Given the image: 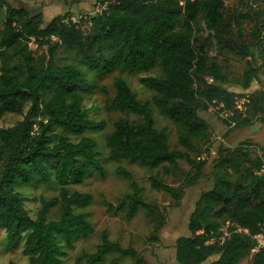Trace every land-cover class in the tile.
I'll return each mask as SVG.
<instances>
[{"label": "trees", "instance_id": "1", "mask_svg": "<svg viewBox=\"0 0 264 264\" xmlns=\"http://www.w3.org/2000/svg\"><path fill=\"white\" fill-rule=\"evenodd\" d=\"M223 2L100 0L101 10L79 23L67 16L43 23L38 15L4 4L0 121L6 114L21 117L10 127L0 126V229L4 231L6 249L23 239L22 254L27 264H63L58 258V240L71 248L75 238L93 233L86 214L75 213V209L88 206L91 196L70 191L69 186L83 184L91 172L103 175L96 144L84 134L101 131L105 122L89 119L82 96L91 88L77 65L57 63L59 48L73 53L77 64L87 72H116L112 81L115 94L105 111L139 118L117 119L104 136L112 162L128 161L146 169L168 170L183 161L195 173H187L186 186L191 187L206 163L199 158V143L208 139V127L200 112L214 107L217 114L226 113V134L254 120L264 125L261 92L242 97L240 111L235 103L241 95L228 90L234 86L247 91L264 67V0L256 10L236 12L230 22L222 13ZM199 22L218 47L228 48L243 60L245 69L239 79L230 82L209 48L194 43ZM30 42L37 48L47 47L46 54L35 56L29 49ZM156 66L161 75L143 77L140 83L154 92L151 104L159 114L178 127V145L183 152L168 148L165 130L154 128L149 104L137 101L121 78L125 73L147 72ZM69 136L79 139L72 142ZM226 151L227 156L223 154ZM259 151L262 156L254 158H250L249 151L240 153L246 167L233 184L217 178L213 188L198 197L188 222V235L175 243L177 264H202L211 257H216L211 264H239L250 254L252 236L264 227V148ZM233 154L219 148L215 167L223 170L234 163ZM117 172L131 182V192L116 205L106 204V211L124 212L130 218L139 209L144 210L152 225L148 240L158 241L155 232L166 222L165 208L146 203L132 175L122 168ZM52 181L58 192L49 199H26L15 191L18 185H48ZM149 184L168 194L176 205L183 197L181 186L173 188L156 176L149 178ZM28 201L39 203L34 218L24 206ZM52 211L55 217L50 218ZM223 227L230 232L229 238L221 244L213 242ZM236 227L247 233L235 232ZM109 254L128 257L133 264H146L139 252L111 242L105 232L94 253L83 254L76 262L101 264ZM250 264H264V249L252 255Z\"/></svg>", "mask_w": 264, "mask_h": 264}, {"label": "rangeland", "instance_id": "2", "mask_svg": "<svg viewBox=\"0 0 264 264\" xmlns=\"http://www.w3.org/2000/svg\"><path fill=\"white\" fill-rule=\"evenodd\" d=\"M100 0H0V29L3 26V16L5 5L14 8H22L32 15H38L43 23L49 22L57 16H67L72 22L79 23L89 15L98 13L102 5ZM262 7L260 0H224L222 13L227 21L233 20V16L238 11L251 12ZM243 33H247V28L242 24ZM234 31L236 28L234 27ZM195 44L204 45L210 50V55L225 68L228 80L233 82L239 79L245 69L243 60L231 53L228 48L218 47L209 33L206 35L202 24L199 22L196 29ZM29 49L34 55L46 54L47 47L37 48L33 43H29ZM55 59L59 65L74 63L84 72V78L91 88L89 94L83 95V109L88 112L89 119L94 121H104V128L96 133H86L84 137L94 140L98 161L103 168V175L91 172L83 184L69 186L70 191L88 193L91 196L87 207L75 209V213H85L87 221L93 227V233L86 238H75L72 247L67 248L62 239L58 240L61 255L58 257L63 264H85V261L76 262V259L83 254L94 253L96 246L100 243V235L105 232L111 242L118 243L123 249L132 247L139 252L146 264H177L175 261V243L180 237L188 235V222L193 213L194 203L198 197L214 186L215 179L223 178L229 184H233L238 174L244 171V163L241 154L249 151L250 158L262 156L259 150L264 148V125L254 120L250 125L231 130L226 134L228 127L223 120L226 113L217 114V109L210 107L207 111L199 113V116L206 122L208 127L207 141L199 143L201 154L199 158L205 160V165L201 171V177L197 179L195 185L186 186L187 173L195 174L183 161L177 162L176 167L164 170L146 169L128 161L112 162L108 159V150L105 147L104 136L112 130V124L117 119L129 121H139L133 114L107 113L105 105L114 97L115 91L112 81L116 72L109 74H94L87 72L77 64L73 53L63 48L57 49ZM161 75L159 67H154L147 72L125 73L121 78L126 82L131 93L140 103H148L151 116L156 130L164 129L167 136V145L170 150L184 151L178 145V127L169 119L159 114L151 104L154 92L140 83L143 77H159ZM230 91H236L241 95L237 99L238 104L244 101L246 95L261 92L264 97V67L260 69L247 91H240L234 86L228 87ZM243 97V98H242ZM264 100V99H263ZM264 111V104H263ZM21 119L15 114H6L0 121L1 127H10ZM57 134H61L59 129H55ZM226 134V135H225ZM70 141L77 142L78 136H69ZM219 148H225L234 153V163L229 164L225 169L216 168ZM227 156V151L223 152ZM235 156V157H234ZM236 156H238L236 158ZM232 160V157H231ZM232 161V162H233ZM264 161V157H263ZM122 168L132 175V181L142 188V198L146 203L156 205L160 209L165 208L166 222L164 226L155 232L158 241L151 242L148 237L151 232V223L147 219L144 210L139 209L132 217L127 218L124 212L108 213L106 204L116 205L123 196L129 194L130 181L124 179L117 172ZM156 176L164 184L173 188L181 186L183 197L176 205L171 197L161 191L153 189L149 184V178ZM22 197L26 199H49L55 197L58 186L54 181L48 185L34 182L31 185H18L15 188ZM25 208L32 218L35 217L39 208L37 202H25ZM55 217V211L50 213V218ZM226 227H223V230ZM24 236V235H23ZM23 239L19 240L10 249L5 247L4 231L0 229V264H27V257L22 254ZM250 255V254H249ZM245 257L239 264H250V256ZM216 257L207 259L202 264H211ZM101 264H133L130 258L120 257L116 254H109Z\"/></svg>", "mask_w": 264, "mask_h": 264}, {"label": "built area", "instance_id": "3", "mask_svg": "<svg viewBox=\"0 0 264 264\" xmlns=\"http://www.w3.org/2000/svg\"><path fill=\"white\" fill-rule=\"evenodd\" d=\"M237 105V108L241 111V105L238 104V102L235 103ZM262 170L264 172V165L262 166ZM235 232L237 233H247V230L244 229H240V228H235L234 229ZM230 236V232L227 230H221V234L218 237H213L212 241L216 242L218 244H221L225 239L229 238ZM252 240L254 241V247L250 252V259L252 257V255L254 253H256L257 251H259L260 249H264V227L261 228V230L257 233H255L252 236Z\"/></svg>", "mask_w": 264, "mask_h": 264}, {"label": "water", "instance_id": "4", "mask_svg": "<svg viewBox=\"0 0 264 264\" xmlns=\"http://www.w3.org/2000/svg\"><path fill=\"white\" fill-rule=\"evenodd\" d=\"M225 202H226V200H225Z\"/></svg>", "mask_w": 264, "mask_h": 264}]
</instances>
